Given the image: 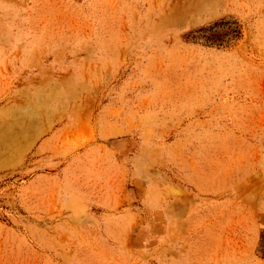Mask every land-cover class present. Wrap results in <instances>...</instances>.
<instances>
[{"label":"rangeland","instance_id":"rangeland-1","mask_svg":"<svg viewBox=\"0 0 264 264\" xmlns=\"http://www.w3.org/2000/svg\"><path fill=\"white\" fill-rule=\"evenodd\" d=\"M0 264H264V0H0Z\"/></svg>","mask_w":264,"mask_h":264},{"label":"trees","instance_id":"trees-1","mask_svg":"<svg viewBox=\"0 0 264 264\" xmlns=\"http://www.w3.org/2000/svg\"><path fill=\"white\" fill-rule=\"evenodd\" d=\"M232 23L234 22L222 19L220 21L215 22L212 25L201 27L196 31L199 32L201 37L205 38L206 43L223 45L224 43L223 33H220V32L222 31V28L225 25H229ZM225 33L227 34V32ZM231 33H232V36L231 38H228V41H230L231 39L238 38L240 35L239 29L235 26L231 27ZM197 37L198 36H194V38H197Z\"/></svg>","mask_w":264,"mask_h":264}]
</instances>
